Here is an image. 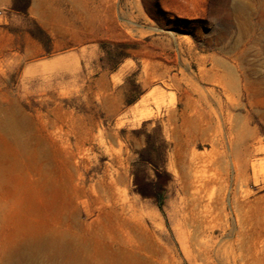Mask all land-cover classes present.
Segmentation results:
<instances>
[{
  "label": "rangeland",
  "instance_id": "obj_1",
  "mask_svg": "<svg viewBox=\"0 0 264 264\" xmlns=\"http://www.w3.org/2000/svg\"><path fill=\"white\" fill-rule=\"evenodd\" d=\"M44 228L264 264V0H0V264Z\"/></svg>",
  "mask_w": 264,
  "mask_h": 264
},
{
  "label": "bare ground",
  "instance_id": "obj_2",
  "mask_svg": "<svg viewBox=\"0 0 264 264\" xmlns=\"http://www.w3.org/2000/svg\"><path fill=\"white\" fill-rule=\"evenodd\" d=\"M34 1L35 5H39L41 0ZM237 6L239 9L242 8L240 2L237 3ZM43 231L41 234L36 235L37 230H35V235L28 234L29 237H23L19 244L12 246L5 256V264H34L40 259H45L53 264H88L89 262L101 264V261L95 256L90 257L88 260L85 259V256L79 252V246L76 245L73 237L50 228L46 231L44 228ZM134 255L133 251L127 247H122L116 253L117 258L111 263L133 264Z\"/></svg>",
  "mask_w": 264,
  "mask_h": 264
}]
</instances>
